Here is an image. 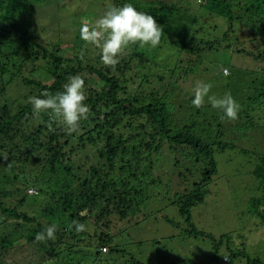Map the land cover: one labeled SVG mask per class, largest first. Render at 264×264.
<instances>
[{
    "label": "trees",
    "instance_id": "obj_1",
    "mask_svg": "<svg viewBox=\"0 0 264 264\" xmlns=\"http://www.w3.org/2000/svg\"><path fill=\"white\" fill-rule=\"evenodd\" d=\"M126 3L156 19L161 40L156 51L129 45L117 63L106 65L100 56L95 58L100 50L82 41L74 26L79 31L82 18L90 23L88 17L99 9ZM72 9L76 21L71 38L64 39L61 26ZM220 18L227 38L238 19L249 22L253 39L257 36L263 47L258 56L264 55V0H0V220L11 229L0 239V264L16 246L12 236L23 229L26 244L46 258L39 264H87L85 260L91 258L85 253L91 247L97 258L92 264L100 255L113 254L117 249L109 234L110 217L126 219L139 213L147 200L144 194L155 187V179L150 178L155 163L162 153L169 159L176 151L187 153L201 176L192 191L173 201L186 224L185 235L214 243L212 262L241 259L240 264H264V248L251 255L245 235H223L217 244L192 220V209L203 202L206 186L217 172L214 152L229 146L205 142L194 133L202 106L190 107L183 117L174 111L185 97L181 80L220 47V39H212L206 29L215 32L213 22ZM76 41L83 47L79 52L70 47ZM152 50L159 54L146 59ZM67 53L73 55L68 58ZM171 58L176 60L168 62ZM35 72L38 78L40 73L48 77L49 83L33 78ZM221 74L228 77L229 71L223 69ZM75 75L84 80L89 112L78 130L69 133L50 112L34 113L29 97L55 95ZM87 76L94 79L93 85ZM255 88L245 113L260 110L258 122L264 126V79ZM217 110L218 116H203L209 128L232 122ZM253 168L259 195L251 204L264 229V155L257 156ZM26 202L44 204L38 212L49 220L19 212ZM52 217L63 224L52 223ZM10 220L14 223L7 224ZM77 224L83 228L77 230ZM48 225L56 226L55 239L38 240ZM224 242L231 252L219 255ZM106 247L108 254L101 251Z\"/></svg>",
    "mask_w": 264,
    "mask_h": 264
},
{
    "label": "rangeland",
    "instance_id": "obj_2",
    "mask_svg": "<svg viewBox=\"0 0 264 264\" xmlns=\"http://www.w3.org/2000/svg\"><path fill=\"white\" fill-rule=\"evenodd\" d=\"M106 10L101 8L98 12L92 13L93 16L88 17L89 22L91 23ZM82 19L80 22H85V19ZM64 20L60 36L69 39L74 27L73 32H76L75 34L79 32L76 26L73 27L76 21L73 9L72 16L69 19L65 17ZM213 25L216 27L215 32H211L212 27H206V29L209 30L212 39L215 36L220 39L218 41L220 47L218 50L207 53L195 72L187 77L183 76L180 86L185 97L179 102L180 107L175 106L174 112L179 113L180 117L186 113L189 114L190 109L194 107L191 104V98L197 80L210 83L212 87L209 95L215 98H221L226 92H230L239 104V112L237 119L232 122L209 128L208 124H204L206 122L203 116L207 115V118L218 116L219 112L211 107L207 98L202 105L203 115L197 119L199 123L195 126L194 133L205 142H220L227 144L229 148L214 152L217 172L206 186L203 202L192 209V220L199 231L214 237L217 244L223 235L230 237L245 235L247 247L252 248L253 251L250 253L254 255L258 249L264 248V229L256 219V207L253 209L251 204L252 199H258L259 195L258 181L251 173L257 156L264 155V126L258 122L260 110L256 113L253 111L245 113V110L247 112L251 106L250 99L254 100L257 90L255 86L264 79V55L258 56L263 47L262 44L258 45L257 36L255 40L253 39L251 24L244 19H238V24L228 38L225 36L226 24L222 18L215 20ZM66 44L65 51L70 52ZM70 47H73L76 52L83 49L79 41L74 42L73 46L71 43ZM157 49L154 48L155 51ZM154 50L147 52L145 58L152 60L156 57L155 53L158 52ZM72 55L67 53L65 56L70 58ZM95 56V58L99 57L100 53L97 52ZM160 58L158 57V60ZM175 60L171 58L168 62ZM223 69L229 71L228 77L221 74ZM160 71V68H157V74H160ZM32 76L46 84L49 83L48 77L42 73L39 74V78L36 72ZM92 80L94 79L88 78L89 85L94 84ZM170 156L171 158L168 159L167 155L162 153L159 161L155 163L152 174L154 176L150 177L155 179V187L150 186L144 194L147 200L142 204L139 213L126 219L110 217L112 224L109 234L112 236V245L117 251L110 255H100L98 262L93 264H135V262L140 264H223L219 260L212 262V256L215 254L214 243L210 240L195 239L184 233L186 224L173 201L177 196L192 191L194 185L201 180V176L200 172H197L199 171L196 169L197 166L191 165L190 156L184 151L172 152ZM43 206L44 204L26 202L18 207V211H27L31 217L36 216L38 219L48 221L49 219H44L38 212L39 207ZM11 222L12 220L7 224ZM51 222L63 224L54 217ZM5 227L8 226L2 225L0 220V239L5 234L9 236L8 233L11 232V229L7 230ZM87 230L92 233L91 229ZM25 236L26 229L12 236L16 246L5 254L3 264H39L46 260V258L41 259L42 254H38L26 244ZM232 242L234 246L238 243L235 240ZM225 244L224 242L218 249L219 255L230 254L231 251H227ZM83 245L80 244V246ZM106 249L108 254L109 247ZM86 250L88 252L85 254L91 258H87L86 263L92 264V260L97 261L94 257L95 250L92 247ZM80 255L84 254L80 253ZM234 260L229 264L241 262V259ZM58 264L62 263L58 262Z\"/></svg>",
    "mask_w": 264,
    "mask_h": 264
},
{
    "label": "clouds",
    "instance_id": "obj_3",
    "mask_svg": "<svg viewBox=\"0 0 264 264\" xmlns=\"http://www.w3.org/2000/svg\"><path fill=\"white\" fill-rule=\"evenodd\" d=\"M161 34L162 28L157 24L156 19L150 14L137 11L131 3L121 7H110L91 23L82 22L79 28L80 39L86 44L97 47L100 50V59L106 65L117 63L118 56L129 45L157 47ZM211 87L210 83L197 80L193 88L191 104L200 108L207 98L212 108L222 110L224 117L229 120L237 119L239 104L231 93L226 92L223 97L215 98L209 95ZM84 88V80L79 75L71 76L63 85V91L55 95L44 93L40 96H31L29 104L34 113L50 112L51 115L61 119L69 133L75 132L80 123L87 119L89 112L85 103ZM75 227L81 230L83 225L77 224ZM55 232L56 226L48 225L37 235V239H55ZM103 249L101 248V251Z\"/></svg>",
    "mask_w": 264,
    "mask_h": 264
},
{
    "label": "built area",
    "instance_id": "obj_4",
    "mask_svg": "<svg viewBox=\"0 0 264 264\" xmlns=\"http://www.w3.org/2000/svg\"><path fill=\"white\" fill-rule=\"evenodd\" d=\"M225 74H227V71H224ZM30 194H36L33 190L29 191ZM103 252H106V248L102 250Z\"/></svg>",
    "mask_w": 264,
    "mask_h": 264
}]
</instances>
